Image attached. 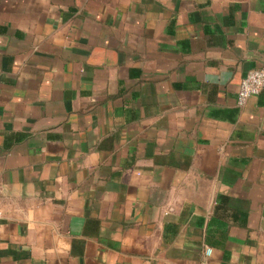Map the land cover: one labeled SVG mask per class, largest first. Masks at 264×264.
I'll use <instances>...</instances> for the list:
<instances>
[{
	"label": "crops",
	"instance_id": "1",
	"mask_svg": "<svg viewBox=\"0 0 264 264\" xmlns=\"http://www.w3.org/2000/svg\"><path fill=\"white\" fill-rule=\"evenodd\" d=\"M260 69L264 0H0V264H264Z\"/></svg>",
	"mask_w": 264,
	"mask_h": 264
},
{
	"label": "built area",
	"instance_id": "2",
	"mask_svg": "<svg viewBox=\"0 0 264 264\" xmlns=\"http://www.w3.org/2000/svg\"><path fill=\"white\" fill-rule=\"evenodd\" d=\"M264 89V69L252 70L242 80L237 104L239 107L245 106L249 99L259 95ZM211 250H207V254H210Z\"/></svg>",
	"mask_w": 264,
	"mask_h": 264
}]
</instances>
